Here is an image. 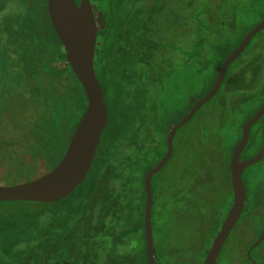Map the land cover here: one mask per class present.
<instances>
[{"label": "trees", "instance_id": "1", "mask_svg": "<svg viewBox=\"0 0 264 264\" xmlns=\"http://www.w3.org/2000/svg\"><path fill=\"white\" fill-rule=\"evenodd\" d=\"M132 1H134L132 40L138 55L133 66L135 77L133 80L126 82L125 89L131 95L133 108L140 111V113L146 115L151 111V113L163 116L178 114L179 116L175 119V123H178L183 118V115L188 114L187 112L193 103L204 96L199 82V72L203 70L202 65L209 61L210 46L214 43L217 46L220 39L226 37L227 27L232 30L235 29L233 24L231 27L229 26L233 0H202V3L198 0ZM25 7H28L29 13L34 11L33 5L30 8L24 0H10L8 3L5 2L2 6L0 5V11H3L5 17L4 21L0 22L2 34L3 30L7 33L8 29L16 32L19 25L23 26L22 16L24 11L21 8ZM16 8L18 9L15 10ZM7 10L9 12L15 11L11 14H5L4 12ZM39 12L43 15L42 20L48 28L50 39L60 48L63 43L51 24L47 3H44V1L41 2ZM97 17L99 18L100 16L97 14ZM1 43L2 41H0V72L8 76L4 80L0 74V93H2V95L0 94V167L13 169L15 174H24L26 172L25 169H28L25 164H30L25 163L23 152L18 151L17 145L24 140L27 127L41 121L40 128L38 130L35 129L38 133H34L36 136L33 134V139L38 141L37 139L42 138L47 143L51 142L48 146L53 147L56 150V154H59L61 158L76 128L74 122L76 121V125L78 124L77 121H80L87 108V95L69 62H67L65 68L66 85L63 90L55 94L52 102L47 86L45 88L42 87L43 80L52 79V76L46 75L45 79L41 78L38 72L41 71V65L37 64V61L32 64V61L24 52V45L17 46L15 54L5 57V54L1 51L3 50ZM59 56L66 59V53H61V50L59 51ZM163 62L169 63L168 68L165 66V71L161 67V70H158L159 67H156L163 65ZM151 63L153 66H151ZM30 64H32L31 68H33L34 73L30 71ZM178 64L181 66V75ZM43 67L48 69L45 64H43ZM177 67L178 69L176 70ZM230 68L232 67L227 69L225 80L215 96L196 112V114L199 112L201 118H203L206 110L203 107L210 103L219 104L222 101L220 100L222 95H226L224 91L227 87L229 75L232 72L229 73ZM215 80L213 84H215ZM165 81H167V85ZM256 86L257 84L253 87V91H258V94L251 91H241L242 93H249L248 95L244 94V101L240 99L242 103L238 104L234 101L229 103L226 101L230 107L231 122H226L220 130L213 131L211 129V116L209 117V115L208 117L205 115L207 121L201 125L198 133H192V131L183 132L185 126L189 125L190 122L178 130L174 140L172 157L151 180V189L154 197L151 216L153 235L156 240L154 241L155 264H157L156 258L158 257L162 258L161 264L204 263L209 244L206 245V239L199 236L201 228L204 224H207L206 219L209 217L211 223L216 224V228L213 229L209 226L207 228L208 232L215 231L218 228V224H222L224 221V216L228 213L233 203L230 160L234 147L241 139L243 126L237 128L239 137L234 139V141H230L228 137L229 131L234 126L233 122L236 119V115L239 114L238 111H244L245 104H252L255 97L259 100V102H256L259 105H254L253 111H248L244 117H241L240 122L247 121L263 105L264 88L261 85L257 88ZM157 87L158 89H156ZM150 88L158 91L161 89L162 92L152 93L151 91L148 99L147 92ZM235 96L239 97L238 93ZM227 99L231 100V98ZM10 108L11 110L9 111ZM49 109H51L53 116L56 118H53L54 124L52 125L49 120H46L47 110ZM9 113L12 114L9 115ZM9 117L11 118L9 119ZM29 122L30 124L27 125ZM14 133L19 134L14 136ZM9 137L13 139L10 140ZM143 142L140 140L136 145L135 143L128 144L124 140L121 142L120 146L131 147L133 165L127 172L121 171V173H118L114 177L113 182L111 179H108V182L110 184L109 190L113 192L111 194L115 195V190L121 188V181L125 176H127L125 178L127 182L131 181L129 180L131 177L138 180L140 191L137 193L139 195L134 196L135 193L126 194L129 197L128 202L130 204L134 202V199L139 198L140 202L138 201V203L142 205V211L144 212L143 207L146 202L144 177L151 167L146 168L148 166L147 160L150 159V150L148 146L145 147L146 143ZM263 145L264 117L251 127L250 140L244 151L254 147L253 149L256 151L253 156H255ZM166 151L163 154L164 156ZM243 152L241 158L245 159L246 156L243 155ZM56 154H54L53 158H49L48 161H56L58 156ZM260 163H262L260 170L255 174L258 183L257 189L264 188V158ZM218 165L224 168L227 173V182L214 183V179H217L215 170ZM245 172L246 170L243 172V180L247 188L248 210L243 211L240 220L222 247L216 264H254L248 258L247 251L263 233L264 215L262 212L264 211V206L258 205L257 194L253 196L254 201L250 199L248 172ZM11 174L14 173L8 171L3 177L13 176ZM115 178L118 180H115ZM130 185L133 184L131 183ZM223 190L226 194L224 198H220L222 196H219L218 193ZM131 194L135 198H131ZM217 200H220V205L217 209L215 207L214 213L212 211L211 214L209 208L215 205ZM8 202L28 204L30 209L39 205H50L53 203L35 201ZM115 205L114 209L117 215V217L114 215L115 219L105 214L101 216L106 222L107 230L105 229L102 236H99L97 247L108 246V238H111L112 241L114 240L113 242L122 245L124 250H128V253L131 254V264H148L147 254H145L144 260L139 256L140 251H145V224H142V229L140 230H137L131 223L123 224L121 218L123 214L121 213L122 206L119 202L118 204L115 203ZM102 208L104 209L106 206L104 205ZM15 210L21 211L17 208H4L1 214ZM143 212L142 215H144ZM244 221H248L249 229L256 232L253 241L245 248H242L234 243L232 236L237 234L236 232L241 229ZM214 231L210 232V234L215 236ZM108 235L111 237H108ZM101 242L103 243L101 244ZM260 246L261 244L251 251L253 260H256L258 264H261V262L258 261L255 255ZM129 247L134 250H129ZM111 251H114V248ZM114 256L116 255L114 254ZM119 257L114 258L119 259Z\"/></svg>", "mask_w": 264, "mask_h": 264}, {"label": "rangeland", "instance_id": "2", "mask_svg": "<svg viewBox=\"0 0 264 264\" xmlns=\"http://www.w3.org/2000/svg\"><path fill=\"white\" fill-rule=\"evenodd\" d=\"M8 1L10 0H0V5L2 6L5 2L8 3ZM43 1L47 3L48 7V0H24L30 8L33 5L34 11L29 13L28 7L21 8L24 11L22 16L23 26L19 25L21 29L19 30L18 28L16 32L8 29V33L3 30L2 34L0 31V41H2L1 44L3 45V50L1 51L5 54V57L15 54L17 46L24 45V52L32 61V64L37 61V64L41 65V71H38L41 78L45 79L46 75L52 76V79L43 80L42 87L45 88L47 86L53 102L55 94L63 90L66 85L65 68L68 61L67 58L63 59L59 56L60 50L61 53H66L64 45H60L59 48L48 35V28L42 20L43 15L39 12ZM198 1L202 3V0ZM91 4L97 19L94 65L103 88L104 99L108 109L107 125L86 178L63 200L53 202L50 205H39L33 209H30L28 204L8 201L0 202V264H131V254L128 253V250H124L122 245L113 242L114 240L112 241L111 238H108V246L97 247L99 236H102L105 229L107 230L106 222L101 216L105 214L115 219V216L117 217L114 209L116 207L115 203L118 204L119 202L122 206V223H131L137 230H140L142 229V224H145L146 202L143 207L144 212L142 211V205L138 203L139 198L134 199L131 204L128 202L129 197L126 193H135L134 196H136L137 192L140 191L138 180L131 177L129 179L131 181L127 182L125 179L127 176H125L121 181V188H117L115 195H112L111 193L113 192L109 190L108 179L113 182L114 177L118 173H121V171L127 172L133 165L131 147L120 146L123 140L128 144L135 143L136 145L143 139L146 143L145 147L148 146L150 150V159L147 160L148 166L146 168H153L164 156L163 154L167 148V134L176 124L175 119L179 115L163 116L151 113V111L148 112L149 114L144 115L133 108L131 95L125 89L126 82L133 80L135 77L133 66L138 55L132 40L134 1L91 0ZM232 7L229 26L231 27L233 24L235 29L232 30L227 27L226 37L220 39L217 46H215V43L210 46L209 61L202 65L203 70L199 72V82L204 96L213 87V82L217 79L219 70L227 56L238 47L244 36L264 19V0H233ZM14 11L9 12L7 10L4 13L11 14ZM97 14L100 16L99 18ZM4 18L3 11H0V22H3ZM250 42L251 44L249 45L248 43V47L244 49L242 56L230 66L232 68H230L229 73L232 72L229 75L227 87L224 91L226 95H222V99H220L222 101L217 105L210 103L203 107V109L206 108L203 118L199 116L198 112L189 125L185 126L183 132L192 131V133H198V129L207 121L205 115L207 117L208 115L209 117L211 116V129L213 131L220 130L226 122H231V112H229L230 107L228 104L233 101L240 104L242 103L240 99L245 100L243 98L244 94H249L241 91H251L258 94V91H253L255 84H257L256 88L259 85L264 88V28ZM32 64L29 65L30 68ZM43 64L47 65L48 69H44ZM168 65L169 63L163 62V65H159L156 68L159 67L158 70L162 68L165 71V66L168 68ZM151 66H153L152 63ZM173 69L175 68L173 67ZM30 71L34 73L33 68ZM20 73L22 72L20 71ZM0 74L6 80L8 75L1 72ZM211 85L212 87L210 88ZM237 93L239 97L235 96ZM0 94L2 95V93ZM227 98H231V100ZM226 101L229 103L227 104ZM256 102H259V100L255 97L252 104H245L243 112L241 110L238 111L239 114L236 115V119L233 122L234 126L229 131L228 137L230 141H234V139L239 137L237 128L243 126L246 122H240V119L248 111H253L254 105H259ZM235 111L237 112V110ZM11 114L9 113V115ZM254 114L255 112L252 116ZM53 118L55 117L51 109L47 110L46 120H49L51 125L54 124ZM40 122L34 123L35 125L33 126L29 125V122L24 134V140L17 145L18 151L23 152L25 163L30 164H25L28 169H25L26 172L24 174H15L13 169L0 167V185L18 184L35 179L50 171L62 159L63 156L60 158V155L56 154V150L48 146L51 142L47 143L42 138L37 139L38 141L33 139V134L38 133L35 129L38 130L40 128ZM77 123L79 122L77 121ZM74 125H78H76V121ZM18 134L14 133V136ZM36 134L34 135L36 136ZM10 137L9 139L12 140L13 138ZM253 148H248L243 152V155L246 158L252 157L256 151ZM54 154L58 155L56 161L49 162L48 159L53 158ZM261 165L262 163L257 162L247 167L249 169L247 170L246 168L245 173L248 172L250 199L254 201L253 196L257 194L258 205L264 206V188L257 189L258 183L255 176ZM8 171L14 173L11 174L13 176L3 177ZM215 174L217 179H214V183L227 182V173L224 168L218 165ZM115 180L118 179L115 178ZM126 183L127 185H125ZM131 183L133 185L129 186ZM225 194L224 190L218 193L219 196H222L220 198H224ZM131 198L135 197H132L131 194ZM219 202L220 200H217L215 205L208 207L211 214L212 211L214 213V208L216 207L215 209H217L220 205ZM104 205L106 208L101 209ZM245 206L244 210L247 211L248 202H246ZM4 208H17L21 211L15 210L2 215ZM142 212L144 215H142ZM262 214L264 215V211ZM206 222L207 224L202 226L199 236L206 239V245L209 244L206 251L207 254L222 224H218V228L215 231L212 230L215 233L214 236L210 234L212 231L208 232L207 228L210 226L215 229L216 224L211 223L209 217ZM248 225L249 222L244 221L241 229L236 232L235 236H232L234 243L242 248H245L253 241L256 232L255 230H250ZM108 237L111 236L108 235ZM154 241H156L155 238ZM260 244V249L254 255L261 264H264V239ZM112 248H114V251H111ZM128 249L134 250L132 247ZM145 254H147L146 239L145 251H140V258L144 260ZM113 256L120 257L116 259ZM161 261V257L156 258L157 264H161ZM255 262L258 264L256 260Z\"/></svg>", "mask_w": 264, "mask_h": 264}, {"label": "water", "instance_id": "3", "mask_svg": "<svg viewBox=\"0 0 264 264\" xmlns=\"http://www.w3.org/2000/svg\"><path fill=\"white\" fill-rule=\"evenodd\" d=\"M48 13L58 37L62 41L66 58L87 95V109L76 126L67 149L59 163L45 174L18 184L0 185V202L35 201L56 202L72 193L86 178L91 169L103 131L108 122V109L101 82L95 70L97 28L91 0H48ZM264 28V19L252 28L238 47L224 60L215 84L209 92L197 100L168 134V150L165 156L151 168L144 181L146 190L145 231L148 264H155L154 235L152 225L153 192L151 180L173 154V139L176 131L191 120L194 114L218 92L230 64L244 51L251 39ZM264 115V103L243 125L241 139L233 149L230 160L233 203L210 246L203 264H216L222 247L240 220L247 202V188L243 180L245 169L264 158V145L251 157L241 159V154L250 140L251 127ZM264 239L261 236L247 251L254 263L251 251Z\"/></svg>", "mask_w": 264, "mask_h": 264}, {"label": "flooded vegetation", "instance_id": "4", "mask_svg": "<svg viewBox=\"0 0 264 264\" xmlns=\"http://www.w3.org/2000/svg\"><path fill=\"white\" fill-rule=\"evenodd\" d=\"M77 2L79 3V0H77ZM261 31H262V30H261ZM261 31H259V32H261ZM250 44H251V42H249V45H250ZM247 47H248V44H247L246 48H247ZM246 48H245V49H246ZM242 53H243V52H242ZM242 53H241L236 59H238L239 57H241V56H242ZM236 59H235V60H236ZM235 60H234V61H235ZM234 61H233V62H234ZM233 62H232V63H233ZM232 63H231V64H232ZM178 65H179V64H178ZM176 66H177V65H176ZM180 67H181V66L179 65V72H180V75H181L182 72H181V70H180ZM229 67H230V66H229ZM177 69H178V67L176 68V70H177ZM262 70H263V69H262ZM225 76H226V75H225ZM176 78H178V77H176ZM224 80H225V78H224ZM224 80H223V81H224ZM165 82H166V85H167V81H165ZM261 87H262V86H261ZM262 88H263V87H262ZM156 89H158V87H157ZM156 89H154V90H152V88L148 89L147 97L149 96V93H150L151 91H152V93H155V92H160V93H161V92H162L161 89H159V91L156 90ZM148 99H149V97H148ZM203 106H204V105H203ZM148 114H149V113H148ZM195 115H196V113L194 114V116H195ZM194 116H193V117H194ZM193 117L191 118V120L193 119ZM262 117H264V115H263ZM262 117H261V118H262ZM261 118H260V119H261ZM191 120H190V121H191ZM190 121H189V122H190ZM189 122H187L186 124H188ZM176 124H177V123H176ZM186 124H185V125H186ZM185 125H184V126H185ZM184 126H182V127H184ZM182 127H181V128H182ZM181 128H179L178 130H180ZM178 130L176 131V134H177ZM168 134H169V133H168ZM168 134H167V137H166V144H167V148H166V150H168ZM176 134H175V136H176ZM175 136H174V139H173V145H174ZM141 140H142V139H141ZM142 141H143V140H142ZM166 153H167V151H166ZM172 155H173V154H172ZM171 157H172V156H171ZM241 159H244V158H241Z\"/></svg>", "mask_w": 264, "mask_h": 264}, {"label": "bare ground", "instance_id": "5", "mask_svg": "<svg viewBox=\"0 0 264 264\" xmlns=\"http://www.w3.org/2000/svg\"><path fill=\"white\" fill-rule=\"evenodd\" d=\"M95 16V15H94ZM95 22H96V24H97V19H96V17H95Z\"/></svg>", "mask_w": 264, "mask_h": 264}]
</instances>
